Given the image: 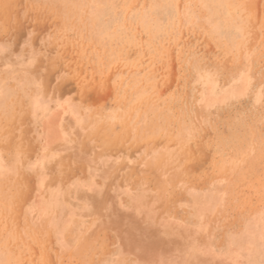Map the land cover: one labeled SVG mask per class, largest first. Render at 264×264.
<instances>
[{
    "label": "rangeland",
    "instance_id": "rangeland-1",
    "mask_svg": "<svg viewBox=\"0 0 264 264\" xmlns=\"http://www.w3.org/2000/svg\"><path fill=\"white\" fill-rule=\"evenodd\" d=\"M0 264H264V0H0Z\"/></svg>",
    "mask_w": 264,
    "mask_h": 264
}]
</instances>
